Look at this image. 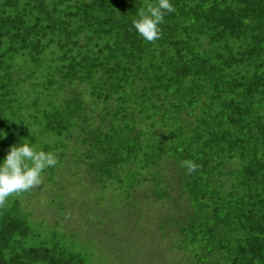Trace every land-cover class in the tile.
<instances>
[{"label":"trees","instance_id":"obj_1","mask_svg":"<svg viewBox=\"0 0 264 264\" xmlns=\"http://www.w3.org/2000/svg\"><path fill=\"white\" fill-rule=\"evenodd\" d=\"M149 2L0 0V160L35 144L55 188L66 162L122 203L145 186L178 204L149 219L185 264H264V0H170L151 42L131 23ZM25 192L0 206V264H91Z\"/></svg>","mask_w":264,"mask_h":264},{"label":"rangeland","instance_id":"obj_2","mask_svg":"<svg viewBox=\"0 0 264 264\" xmlns=\"http://www.w3.org/2000/svg\"><path fill=\"white\" fill-rule=\"evenodd\" d=\"M66 164L61 172L63 189L46 183L42 177L39 186L21 194L23 205L35 224L43 222V225L58 227L61 232L75 233L67 244L84 255H92L91 264H185L186 258L182 252L165 248V241L159 235L162 219L156 222L149 219L152 213L161 214L164 211L171 214L178 204H152L145 186L136 191L130 200L125 199L124 202L123 197L122 203L120 191L101 192L97 186H92L81 167H76L72 162ZM62 194L66 197L62 198ZM102 195H105L103 201ZM96 203L100 205L95 212ZM90 207L93 208L91 214L83 210ZM42 236L49 240L52 233L49 230ZM155 237L158 240H153ZM116 246L121 248L116 249ZM161 256L166 259L165 262L161 261ZM155 259L160 260L155 262Z\"/></svg>","mask_w":264,"mask_h":264},{"label":"clouds","instance_id":"obj_3","mask_svg":"<svg viewBox=\"0 0 264 264\" xmlns=\"http://www.w3.org/2000/svg\"><path fill=\"white\" fill-rule=\"evenodd\" d=\"M174 11L170 0H156L138 9L137 18L132 20V26L146 41H154L160 36L159 25L167 13ZM0 131V139L6 137ZM57 163L52 151H45L35 144L22 143L10 146L5 157L0 160V206L10 195L27 191L39 186L42 182L43 171ZM189 171L197 167L191 161H185Z\"/></svg>","mask_w":264,"mask_h":264}]
</instances>
